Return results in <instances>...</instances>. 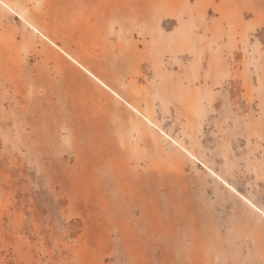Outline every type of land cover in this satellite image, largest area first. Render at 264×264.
Here are the masks:
<instances>
[{
    "label": "rangeland",
    "instance_id": "rangeland-1",
    "mask_svg": "<svg viewBox=\"0 0 264 264\" xmlns=\"http://www.w3.org/2000/svg\"><path fill=\"white\" fill-rule=\"evenodd\" d=\"M0 264H264V0H0Z\"/></svg>",
    "mask_w": 264,
    "mask_h": 264
},
{
    "label": "bare ground",
    "instance_id": "bare-ground-1",
    "mask_svg": "<svg viewBox=\"0 0 264 264\" xmlns=\"http://www.w3.org/2000/svg\"><path fill=\"white\" fill-rule=\"evenodd\" d=\"M84 69V68H83ZM86 72L88 73V74H90L95 80H97L98 82H100L103 86H105V87H107L105 84H103L98 78H96L95 76H93L89 71H87L86 70ZM113 92V91H112ZM113 94L115 95V96H117L118 97V95L115 93V92H113ZM193 157V156H192ZM197 160V159H196ZM254 208H256L254 205H252ZM257 209V208H256ZM258 211H260L259 209H257Z\"/></svg>",
    "mask_w": 264,
    "mask_h": 264
}]
</instances>
